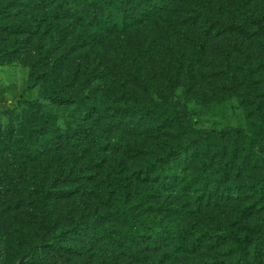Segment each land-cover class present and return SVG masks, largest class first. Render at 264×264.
<instances>
[{
    "label": "trees",
    "instance_id": "obj_1",
    "mask_svg": "<svg viewBox=\"0 0 264 264\" xmlns=\"http://www.w3.org/2000/svg\"><path fill=\"white\" fill-rule=\"evenodd\" d=\"M50 1L57 5L54 2L58 0H37L42 4ZM8 3L10 0L7 5ZM7 5L5 4L4 8ZM76 5H82L84 11L90 13L95 10L98 23L94 27L107 29L109 32L125 30L127 27L139 24L136 16H143L147 18L144 20L150 23L151 18L164 13L170 17L167 20L168 30L177 39L182 37L184 32L195 33L199 39L201 36L220 37L234 34L264 36L263 20H230L222 14L221 7L213 6L210 0L205 2L201 0H61L56 13H59L60 9L71 12L76 9ZM51 17L52 12L36 21L33 27L42 28ZM2 26L0 25V28ZM14 28L15 26L11 27ZM69 30L56 32L53 48L46 53L45 59L48 60L49 56L51 58L55 53L58 55L51 59L47 71H42L43 68L38 63L30 66L27 82L29 92L37 87L38 81L43 77L48 78L49 88L40 98L31 101L21 99L17 103V108L5 110L6 113L20 118L25 126V135L16 143L10 141V136H7L6 140L0 137V187L9 188L16 196L15 181H21V187L27 185L21 171L22 161L31 156L37 157L43 150H49L56 143V132L51 127L50 115L17 114L18 108L22 106L36 110L40 99L57 105L73 106L76 112L81 114V118L86 116L109 119L116 125H119L125 116H130L135 122L149 124L151 126L149 133L151 131L157 135L159 141L163 142L167 135L172 137L163 142L150 160L145 161L140 167L141 163L132 166L126 161L129 156L126 151L131 150V147L129 144L126 146L123 144V130L122 133L116 134L113 141L93 136L92 142L98 158L95 160L91 158L81 164L74 161L71 172L75 170V178L71 183L65 184L66 176L62 185L58 184V178L51 179L49 183L45 182V178L42 190L35 200L24 196L9 199L0 188V202L2 198L5 200L0 203V220L10 222V218L15 216L16 212L21 211L22 208H31L32 205L43 208L54 199H75L79 206H85L86 211L93 213L94 217L72 221L69 225H96L92 230L103 240V245L108 246L111 242L119 246L123 245L122 247L129 251L126 256L138 262L140 261L135 255L162 250L163 260L172 264H264V211L262 217L252 225H239L238 228L231 225L236 218L241 219L251 213L256 207V200L261 201L264 198V177L246 183L247 192L254 191L256 197L255 200L241 206L234 220L226 219L224 222H218L215 227H206L199 226L196 219L191 222L190 216L198 214L199 205L210 194L218 195L219 200H229L231 196L242 193L244 187L233 181L231 172L237 166L240 153L242 154L240 168L243 170L249 163L256 165L263 162L264 113L259 109L255 111L258 132L252 135L239 128L219 132L195 128L181 115L176 103L165 96H161L159 101H155L150 96L152 87L144 80V72L151 80L156 77L153 58L146 62L144 71L132 70L131 66L122 68L118 73L108 68L100 69L101 62L92 64L87 62L85 45L80 43L75 46L68 41L75 38L74 32ZM21 31L22 29L15 33ZM98 35L102 43L105 35L97 33L87 36L89 49H94L100 44L96 43ZM29 40L30 36L24 34L15 38L13 43H8L1 34L0 66L12 64L16 60L17 48ZM196 44L201 50L204 49L201 40L196 41ZM166 45L175 54L181 51L179 47L169 43ZM68 59H72L75 69L70 71V78H65L61 65ZM108 80L111 81L112 86L108 84ZM76 81L77 89L72 91L71 88ZM93 83H96V90H100L99 93L96 91L97 94L94 96L90 93ZM168 88L173 91L174 85L171 83ZM132 89L139 90L143 99L133 103L122 99L133 97ZM114 91L123 97H118ZM103 95L112 99L105 100ZM72 141H76L74 136H69L67 143ZM15 145L18 147H13ZM226 149H229V153ZM216 150L220 153L227 151V159L221 170L211 171L212 161L208 156ZM9 154L16 155L19 160L18 169H12L11 172L4 170L5 160ZM245 154L244 159L242 156ZM98 164H102L103 174H99ZM138 166L140 169L136 170ZM187 166L197 167L196 173L187 177L178 175ZM83 170H86L87 174H83ZM93 171L98 175L92 176ZM72 182H77V186L72 185ZM91 184L92 189L87 188ZM106 189L112 197L103 198L97 206L90 204V199L95 197L94 192L100 196ZM188 199H191V211ZM168 214L173 218L167 216ZM111 216L123 218L125 227L116 229L101 226L107 225L106 219ZM27 220L25 217H18L12 225L3 226L8 227L9 234L12 232L23 234L25 229L23 225H26ZM72 232V227H63L52 234L50 241L39 244L41 247L73 252V247L64 240V237ZM202 249L213 252L224 250L225 254L222 258L212 257L191 263L188 261L179 263V259L188 260L187 257ZM101 262L104 263V260ZM105 264H120L118 256L108 257V262Z\"/></svg>",
    "mask_w": 264,
    "mask_h": 264
},
{
    "label": "rangeland",
    "instance_id": "obj_2",
    "mask_svg": "<svg viewBox=\"0 0 264 264\" xmlns=\"http://www.w3.org/2000/svg\"><path fill=\"white\" fill-rule=\"evenodd\" d=\"M200 1V0H197ZM206 0H201L205 2ZM0 0V35L8 43H13L15 38L24 34L30 36V40L17 48L16 60L6 66H0V137L4 140L11 137L12 143L20 141L25 135V126L19 117L5 112L6 109L17 108V103L23 99L31 101L42 96L49 88L47 77H43L37 83V87L31 92L28 89V76L30 66L38 63L43 70L50 67L51 59L55 53L45 59L46 53L53 48V40L58 30L70 29L75 38L69 39L73 45H85L87 62H101L100 69H112L118 73L124 67L132 70H146V62L154 59L156 77L151 80L144 72L145 81L152 87L150 96L159 101L165 96L177 104L178 110L187 122L195 128L203 131H222L225 129L239 128L249 135L258 132L256 112L259 109L264 113V36L251 35H225V36H201L197 34L182 33L177 37L170 33L167 20L170 17L164 13L151 18L150 23L143 16L138 17L139 24L127 27L125 30L111 31L99 29L97 26V13L95 10L84 11L82 5H76V9L69 12L56 9L61 0L52 4L38 3L37 0ZM213 6H220L225 18L235 21L259 19L264 21V0H210ZM5 4L7 5L6 8ZM101 14L102 11L99 10ZM52 12L51 19L43 24L42 28L33 26L40 18L46 17ZM54 12V13H53ZM137 19V18H135ZM15 26L14 29H11ZM21 32L15 33V31ZM49 30L48 32H46ZM31 33H34L31 35ZM105 35L100 43V35L96 38L100 43L89 49L87 36L93 34ZM172 34V35H171ZM203 42L201 50L196 41ZM167 43L179 47L177 54L172 52ZM62 74L70 78V71L75 69L72 59L61 65ZM109 75V74H107ZM79 77V76H78ZM112 86L111 81H107ZM171 83L174 90L168 88ZM78 82L71 90L77 89ZM155 87V88H154ZM70 89V88H69ZM132 96L123 97L114 91L118 97L133 103L142 100L139 90L132 89ZM100 90H96V83L91 86L90 93L94 96ZM104 96V95H103ZM105 100L112 97L104 96ZM114 99V97H113ZM46 113L50 115L51 127L56 132V143L49 150H43L37 157L31 156L22 161L23 176L27 181L26 187H21V181L16 180V196L9 188L2 189L9 199L17 196L29 197L32 200L42 190L44 179L47 183L53 178H58L59 185L71 183L75 178V170L71 172L74 161L78 164L88 160L97 159L98 154L93 145V136H100L113 141L117 133L123 130L126 146L131 150L126 161L132 166L150 160L151 156L168 141L171 135H167L163 142L158 140L157 135L150 131L149 124L135 122L130 116L116 125L109 119H97L94 117H80V113L73 106L57 105L53 102L40 99L36 110L22 106L17 114ZM72 130V132H70ZM69 136H74L76 141L67 143ZM177 136V132H176ZM61 137V138H60ZM172 137V136H171ZM75 143V144H74ZM13 147H18L15 145ZM229 153V149H226ZM227 151H214L208 156L211 163V171L221 170L227 159ZM135 155V156H133ZM241 153L238 155L237 166L231 172L233 181L244 188L238 196L231 199L219 200L218 195L210 194L199 205L198 214H191V222L197 220L199 226L215 227L218 222L226 219L234 220L242 205L255 200L254 191L247 192L246 183L260 180L264 177V160L254 165L249 163L246 169L240 168ZM246 154L242 156L245 159ZM4 170L18 169L19 160L16 155L9 154L5 160ZM102 165V164H101ZM100 164V173L104 168ZM63 166V167H62ZM104 166V165H103ZM140 167H136L139 170ZM197 168V167H196ZM196 168L187 166L178 173L181 177H187L196 173ZM107 170V169H106ZM107 172V171H106ZM61 174V176H60ZM83 174H87L83 170ZM92 176L98 175L93 171ZM73 183V182H72ZM79 183V182H78ZM72 185L77 186V182ZM92 189V184L89 187ZM19 193V194H18ZM102 195V196H101ZM90 199V204L97 206L103 198L112 197L107 189ZM104 195V196H103ZM186 198H189L185 195ZM194 197V196H193ZM192 197V198H193ZM96 198V199H95ZM85 200V198H84ZM98 200V202H96ZM189 209L191 208V199ZM5 200L2 198L1 202ZM255 209L241 219L232 222L234 228L239 225H252L256 223L264 211V198L256 200ZM101 210V209H100ZM191 211V209H190ZM167 216L172 217L168 214ZM18 217L27 218L22 232L9 234L8 227ZM94 214L86 211L85 206H79L75 199H54L43 208H22L10 218V222L0 220V264H105L108 257L118 256L120 264H172L162 258L160 252L148 251L135 255L138 261L126 254L129 252L123 245L109 243L103 245V240L92 230L96 225H69L72 221L91 219ZM106 228H124L123 218L111 216L106 219ZM63 227H72L73 232L64 237L65 243L73 247V252L52 249L47 246L41 247L43 241H50L54 232ZM225 254L224 250L215 252L202 249L187 257L188 260L179 259V263L192 262L195 260L220 257ZM104 260V263L101 261Z\"/></svg>",
    "mask_w": 264,
    "mask_h": 264
}]
</instances>
